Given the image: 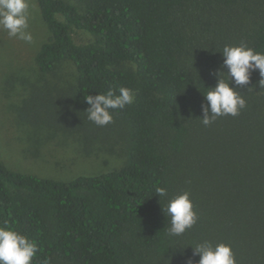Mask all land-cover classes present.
Here are the masks:
<instances>
[{
    "label": "trees",
    "instance_id": "obj_1",
    "mask_svg": "<svg viewBox=\"0 0 264 264\" xmlns=\"http://www.w3.org/2000/svg\"><path fill=\"white\" fill-rule=\"evenodd\" d=\"M35 1L49 31L34 57L38 71L50 73L66 59L77 77L55 92L33 90L19 117L102 130L121 141L124 161L68 181L0 162V225L37 243L32 264H185L199 259L191 246L204 239L230 244L236 264H264V88L251 77L239 89L245 108L204 126L200 105L216 83L222 47L193 45L190 25L207 33L218 12L251 14L240 41L264 51V2L254 10L256 0ZM203 7L213 9L211 19ZM70 27L95 40L76 43ZM110 86L131 88L135 99L98 126L87 119L84 99ZM158 187L168 196L157 197ZM181 191L190 193L198 219L170 237L162 210Z\"/></svg>",
    "mask_w": 264,
    "mask_h": 264
},
{
    "label": "rangeland",
    "instance_id": "obj_2",
    "mask_svg": "<svg viewBox=\"0 0 264 264\" xmlns=\"http://www.w3.org/2000/svg\"><path fill=\"white\" fill-rule=\"evenodd\" d=\"M66 1L79 7L75 0ZM263 2L256 0L252 8L260 9ZM203 10L209 18L210 13H214L209 7ZM29 11L28 30L33 36L32 43L9 37L6 30L0 29V162L13 171L59 181L117 168L124 161V150L116 137L102 130L85 133L46 122L32 124L19 117L33 90L55 92L74 85L77 77L75 66L66 59L58 62L50 73L38 71L34 57L47 40L49 31L35 0H29ZM250 15L237 10L225 14L218 12L207 33H201L197 23L191 21L192 44L203 45L209 41L222 48L226 44H239L238 30L246 26ZM221 19L225 20V28H219ZM70 34L76 43L95 40L94 35L72 27ZM251 77L258 84L257 71Z\"/></svg>",
    "mask_w": 264,
    "mask_h": 264
},
{
    "label": "clouds",
    "instance_id": "obj_3",
    "mask_svg": "<svg viewBox=\"0 0 264 264\" xmlns=\"http://www.w3.org/2000/svg\"><path fill=\"white\" fill-rule=\"evenodd\" d=\"M29 0H0V29L6 30L9 37H15L27 43L33 42L29 29ZM222 64L214 70L216 83L207 87L201 102L204 126L211 125L218 117L237 116L245 108L246 101L239 89L250 84L251 74L259 72V88H264V51H257L245 42L236 45L226 44L219 51ZM226 69V70H225ZM135 93L131 88L111 86L101 93L87 95L84 101L89 105L85 110L87 119L98 126L113 122L112 110L123 109L133 103ZM157 197H167L164 187L155 190ZM170 218L167 234L179 237L196 224L198 215L188 191H181L167 200L162 210ZM191 246V245H190ZM193 255L198 260L186 259L185 264H236L232 246L228 243H213L204 239L197 242ZM38 251L37 243L26 234L8 226L0 225V264H32Z\"/></svg>",
    "mask_w": 264,
    "mask_h": 264
}]
</instances>
